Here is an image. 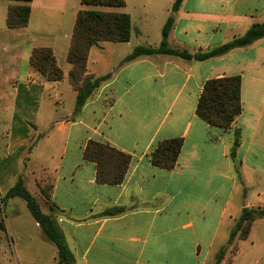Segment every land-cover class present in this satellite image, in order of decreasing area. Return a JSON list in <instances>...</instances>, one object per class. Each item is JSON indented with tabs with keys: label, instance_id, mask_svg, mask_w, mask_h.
I'll list each match as a JSON object with an SVG mask.
<instances>
[{
	"label": "crops",
	"instance_id": "crops-1",
	"mask_svg": "<svg viewBox=\"0 0 264 264\" xmlns=\"http://www.w3.org/2000/svg\"><path fill=\"white\" fill-rule=\"evenodd\" d=\"M174 1L102 8L32 0L27 26L9 29L13 3L0 0V199L21 177L76 264H206L220 232L229 236L244 208L264 207V38L204 62L167 55L124 61L137 46H159ZM79 10L127 13L130 39L90 48L86 74L110 77L75 113L66 55ZM263 20L264 0H183L167 43L204 52ZM41 47L52 50L62 80L31 69V51ZM234 76L241 113L228 130L209 126L195 112L202 87ZM174 138L182 140L174 168L153 166L148 154ZM89 141L129 156L120 184L96 181V165L83 155ZM21 215L32 218L14 212Z\"/></svg>",
	"mask_w": 264,
	"mask_h": 264
},
{
	"label": "trees",
	"instance_id": "trees-1",
	"mask_svg": "<svg viewBox=\"0 0 264 264\" xmlns=\"http://www.w3.org/2000/svg\"><path fill=\"white\" fill-rule=\"evenodd\" d=\"M13 5L6 14V26L9 29H22L27 26L32 0H10ZM183 0H175L171 6L162 31L161 42L157 48L137 46L124 61L128 62L141 56L167 55L184 60L204 62L222 57L229 52L250 46L264 38L263 22L251 26L245 33L230 41L204 52L189 54L184 50L169 47L167 37L171 31L175 12ZM81 5L102 8H124V0H80ZM130 39V17L127 13L106 12L102 10H79L73 25L66 61L72 66L68 73L69 82L76 92L74 112L78 113L93 92L107 81L110 75L94 77L86 74V63L91 47L103 42L123 43ZM29 65L46 81L57 82L63 79V71L57 65L50 48H34L29 57ZM196 115L209 126L228 130L241 113L240 77L211 79L204 83L196 105ZM235 140L234 145L237 146ZM182 147V140L174 138L160 142L149 154L150 163L158 168L172 170ZM84 158L96 165V181L100 184L118 185L122 182L130 163L129 156L109 145L89 141L83 152ZM20 198L28 212L38 224L42 235L57 252V264H76L63 233L50 214H44L36 199L30 194L19 177L15 184L0 199L1 205L8 199ZM112 214V213H111ZM264 218V208H244L231 229L226 245L219 250L213 264H220L236 238L246 240L253 222ZM6 226L0 219V232Z\"/></svg>",
	"mask_w": 264,
	"mask_h": 264
},
{
	"label": "rangeland",
	"instance_id": "rangeland-1",
	"mask_svg": "<svg viewBox=\"0 0 264 264\" xmlns=\"http://www.w3.org/2000/svg\"><path fill=\"white\" fill-rule=\"evenodd\" d=\"M21 50L25 54L27 46ZM26 56L24 55V65L28 63ZM2 127L3 124L0 125V132ZM3 143L5 141L0 138V145ZM33 192L30 193L33 195ZM232 204L238 206L236 199ZM15 211L28 213L25 202L20 198H15L10 206L0 208V219L6 226V231L0 232V264H57V252L53 244L35 230L32 218L24 220L22 215L15 217ZM233 212L231 208V213ZM222 232L206 264H213L216 254L226 245L228 235ZM220 264H264V218L253 224L246 240L235 239Z\"/></svg>",
	"mask_w": 264,
	"mask_h": 264
}]
</instances>
